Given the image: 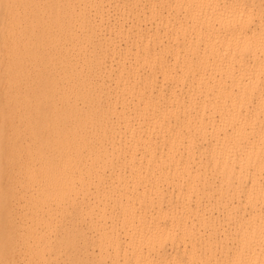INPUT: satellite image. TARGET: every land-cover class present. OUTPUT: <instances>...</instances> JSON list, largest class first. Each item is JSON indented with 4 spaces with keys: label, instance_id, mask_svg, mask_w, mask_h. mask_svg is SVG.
Returning <instances> with one entry per match:
<instances>
[{
    "label": "bare ground",
    "instance_id": "6f19581e",
    "mask_svg": "<svg viewBox=\"0 0 264 264\" xmlns=\"http://www.w3.org/2000/svg\"><path fill=\"white\" fill-rule=\"evenodd\" d=\"M0 264H264V0H0Z\"/></svg>",
    "mask_w": 264,
    "mask_h": 264
}]
</instances>
